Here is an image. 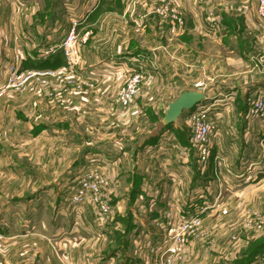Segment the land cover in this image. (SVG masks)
Here are the masks:
<instances>
[{"label":"crops","instance_id":"crops-1","mask_svg":"<svg viewBox=\"0 0 264 264\" xmlns=\"http://www.w3.org/2000/svg\"><path fill=\"white\" fill-rule=\"evenodd\" d=\"M127 1L0 0V72L3 70L2 65L12 58L11 54H2L3 45L7 51L10 45L17 42L24 45V55L19 56V67L25 70L26 62L37 63L43 60L39 58L41 56H37L41 46L58 45L75 21L80 49L78 56L81 61L80 63L78 60L80 69L77 74L96 86L94 90L82 85L83 90L86 89L83 99L73 97L61 101L57 97L62 92L57 91L49 100L44 101V90H40V96L12 93L0 96V126H4V129H0V141L8 140L12 135L23 141L19 144V155L23 157V161L35 163L34 172L42 173L45 170L48 173L67 174L78 171L83 165L96 166L107 172L115 194V185L119 186L118 176L124 171L121 170L124 168V159L130 153L129 149H124L121 137L112 138L114 133L120 134L130 125L122 129L116 123L117 108L122 110L116 99L117 90L129 70L142 67L152 72L154 78L143 84L144 90L130 106V116L126 122L136 121L140 113L144 115L142 108L146 106L163 107L166 111L168 103L180 92L202 90L197 82L202 81L204 71H214L216 76L225 74L234 79L246 78L244 88L261 86L259 79L264 77V20L257 16L256 6L248 3L249 0H200L202 4L210 2L200 9L192 5L193 0H186L184 3L181 0H170L172 6L183 15L182 26H178L170 16L165 17L166 20L156 17L158 14L153 8L164 0H131L133 5H127ZM203 10L204 13L213 14L206 24L198 16ZM239 15L242 16L240 26L230 27L225 23L226 19L240 18L237 17ZM204 41L210 42L209 48L202 47ZM239 44H243V48ZM224 50L226 54L222 53ZM54 52L62 54L60 49ZM239 66L243 68L240 76H236ZM120 71L122 72L119 73ZM237 81L233 82L238 83ZM257 81L258 84L254 83ZM161 91L172 96L165 100L160 97ZM204 94L206 97L205 92ZM17 99V107L23 117H20V112L16 114L13 109L10 111L12 106L16 107L12 101L16 102ZM80 110L87 114L81 115ZM45 113L48 115H44ZM82 116H89L88 120H83ZM32 118L35 120L32 121ZM48 118L50 121L46 122ZM27 124L35 126L34 132H27ZM81 124L86 126L85 129L90 128L85 131L81 145H76L75 136ZM14 126H18V132H12ZM171 126L167 130L166 139H175L171 145L183 154L184 146L177 139L178 126L176 127L175 122ZM152 142L153 137H149L147 141H140L138 147H151ZM43 149L47 151L45 158H50L49 164L46 162L44 165L38 160L43 156ZM139 152L136 154L138 159L142 156ZM5 153L8 157L13 156L9 152ZM5 153L0 149V157ZM149 157H154V154ZM4 163L0 158V174L17 172L14 165ZM140 165L141 163L138 166L133 164V168H128L127 172L135 177L139 175L143 181L148 177L147 168L152 173V167L148 162ZM172 169L178 171L175 167ZM18 170L23 173L31 172L25 168ZM113 179L118 181L114 183ZM180 179L181 177L175 178L174 184ZM12 183L0 178V264H58L55 252L61 250L64 237H68L65 240L69 243L68 252L81 256L86 253L85 247L88 244L83 246L77 243L79 234L76 229H72V221L66 232L64 226L60 227L57 222L58 215L41 217V213L27 210L28 205L33 202L36 204L42 196V182H22L18 191L13 189ZM50 183L53 184L52 180ZM123 196H117V203ZM87 204L89 203L85 205ZM83 216V222H89L85 213ZM73 227L80 226L76 227L75 224ZM99 235L101 233L97 234L98 237ZM44 252H47L50 262L42 261ZM30 254L33 256L30 257ZM81 256L77 258V255H73L70 264H85ZM95 260L93 258L88 264H95Z\"/></svg>","mask_w":264,"mask_h":264},{"label":"rangeland","instance_id":"rangeland-1","mask_svg":"<svg viewBox=\"0 0 264 264\" xmlns=\"http://www.w3.org/2000/svg\"><path fill=\"white\" fill-rule=\"evenodd\" d=\"M181 1L184 3L186 0ZM249 2L256 6V0ZM125 3L134 4L131 0ZM205 4L210 2L202 4L200 0L192 1V5L199 9ZM204 12L203 10L198 16L206 24L210 22L209 17L213 14ZM257 16L259 17L258 13ZM156 17L166 20L159 15ZM237 17L240 18L226 19L225 23L230 27L231 25L238 27L242 24V16ZM57 33L59 35V31ZM74 34L79 52L75 29ZM209 45L210 42H202L204 49H207V46L209 48ZM225 45L227 46V43ZM41 47L48 48V46ZM239 47L243 48V44H239ZM39 49L37 56H41L39 58L43 60L37 63L26 62L25 70H55L65 65V56L60 52H51L53 56L50 55L51 53L42 56ZM23 50L24 45L19 42L10 45L8 51L5 45L2 46V54L7 53L11 56L15 54L23 56ZM222 53L226 54V50ZM78 60L80 61V56L75 67L67 68L62 81L49 76L45 82L38 84V89L33 93L12 94L40 96V90H44L43 98L47 101L60 91L62 94L57 97L58 100L63 101L73 97L83 99V92L86 89L83 90L82 85L88 89H94L96 86L77 74L80 69ZM242 68L243 66H239L236 76H240ZM139 69L151 74L150 80L154 78L152 72L142 67ZM133 71H127L118 90ZM245 79L229 78L225 74L216 76L214 71L206 73L204 71L202 81L197 83L206 93V101L198 104V109H195V106L183 111L175 121L176 127L178 126L177 139L184 146V149H181L183 154L177 147L171 145L175 139H166L169 128L162 130L161 116L165 112L163 107L146 106L142 108L144 115L140 113L136 121L126 122L130 116V106L144 90L143 84L136 98L127 108L120 107L122 110L117 108V125L122 129L130 125L126 130L124 129V132L114 133L112 138L121 137L124 149H129L130 153L124 159V168L121 169L124 171L118 176L121 181L119 180V186L115 185V194L110 199L111 212L106 217L95 214L90 203L83 206L80 214L79 210L75 212L71 205L68 207L66 205L69 200L68 191L76 184L79 170L67 174L48 173L45 170L42 173L34 172L35 163L23 161V157L19 155L21 152L19 144L23 141H19L13 135L6 141L4 139L0 141V149L13 156L8 157L5 153L0 158L5 162L4 164L14 165L17 172L9 175L0 174V178L12 181L13 189L16 191L19 190V185L22 186V182H42V196L36 204L33 202L32 205H28L27 210L36 214L41 213V217L58 215L57 222L60 227L64 226L66 232L68 224L72 221V229H76L79 234L77 243L83 246L88 244L85 247L86 253L81 256L68 252L69 243L65 241L68 237H64V245L59 252H55L58 259L54 258L58 264H70L73 255H77V258L81 256L85 264L93 258H96L95 264H145V262L159 264L162 261L161 252L165 249L164 241L168 239L165 235L169 229L179 232L183 237L179 250L172 254L171 264H264V77L259 79L261 84L259 88L252 86L244 88ZM234 80H238V83H234ZM254 83L258 84V81ZM171 96L172 94L168 92H160V97L165 100H169ZM18 100L12 101L16 107L12 106L10 111L13 109L16 114L20 112V117H23V113L17 107ZM201 108L206 110L213 124L206 145L207 153L204 154H201L191 142L194 131L193 113L199 112ZM33 111L32 109V113ZM80 113L87 114L83 110H80ZM12 115L14 116V113ZM88 117L81 118L88 120ZM33 120L35 118H32ZM49 121L50 118L46 120ZM34 127L33 124H27V132H34ZM85 127L84 124L79 126L80 129L75 136L76 145H81L85 131L90 128L85 129ZM0 129H4V126H0ZM12 129V132L19 130L18 126ZM151 136L153 137L151 147H142V145L138 147L140 141H147V138H152ZM138 152L142 155L139 159L136 156ZM46 153L47 151L43 149V156L38 158L44 165L46 162L49 164L50 161L48 156L45 158ZM152 154H154L153 160L149 157ZM147 162L152 167V173L148 167V177L145 180L142 181L139 175L135 177L131 172H127L128 168H133V164L138 166L141 163L142 166ZM140 166L139 170H141ZM172 167L178 171L173 170ZM24 168L31 172H19L18 169ZM117 175L116 173L115 177ZM178 177L181 179L174 184V179ZM51 180L53 184L50 183ZM113 181L116 183L118 180L113 179ZM119 194L124 196L117 203ZM84 213L89 222H83ZM75 224L76 227L77 225L80 227L74 228ZM98 233H101L100 237L97 236ZM45 238L44 236L43 239ZM168 241L173 242V239L169 238ZM49 242L51 243L50 240ZM151 247L154 248L153 252L149 250ZM44 254L42 261L50 262L49 256L48 259L46 256L47 252ZM31 256L33 254H30Z\"/></svg>","mask_w":264,"mask_h":264},{"label":"built area","instance_id":"built-area-1","mask_svg":"<svg viewBox=\"0 0 264 264\" xmlns=\"http://www.w3.org/2000/svg\"><path fill=\"white\" fill-rule=\"evenodd\" d=\"M256 7L259 17L264 20V0H256ZM153 11L161 18L170 16L178 26H182L184 23L182 13L172 6L170 0H164L160 5L153 8ZM76 24L75 21L71 23L69 30L61 38L58 45L39 49L42 56L60 49L63 56H65L64 66L55 70H21L19 55H12V58L2 65L0 95L6 93H33L38 89V84L45 82L49 76L62 81L67 68L75 67L77 64L78 51L74 34ZM139 68L129 75L125 84L118 90L117 102L122 109L127 108L132 103L142 84L152 78L151 74H146L144 73L146 71ZM198 108L197 105L195 109ZM208 115L206 110L201 108L199 112H194L192 117L194 131L191 135V142L199 149L201 154L207 153L206 145L213 129V124ZM79 172L76 184L71 186L68 191L69 200L66 205L68 207L71 205L75 212L79 210L80 214L83 211V206L90 203L95 214L100 217L108 216L111 212L110 199L113 194V184L107 172L96 166L87 165L80 167ZM166 233L165 236L168 239L164 241L163 247L165 249L161 252L162 261L159 264H171L172 254L179 250V246L183 242V237L179 232L169 229ZM169 238L173 239V242L168 241ZM149 250L153 252L154 248L151 247ZM145 264H149V262H145Z\"/></svg>","mask_w":264,"mask_h":264},{"label":"water","instance_id":"water-1","mask_svg":"<svg viewBox=\"0 0 264 264\" xmlns=\"http://www.w3.org/2000/svg\"><path fill=\"white\" fill-rule=\"evenodd\" d=\"M206 100L202 90L191 89L185 90L168 103L167 109L161 118L165 126L172 125L182 114L183 111L189 110Z\"/></svg>","mask_w":264,"mask_h":264},{"label":"trees","instance_id":"trees-1","mask_svg":"<svg viewBox=\"0 0 264 264\" xmlns=\"http://www.w3.org/2000/svg\"><path fill=\"white\" fill-rule=\"evenodd\" d=\"M52 56H53V55H52ZM161 123H162V121H161ZM161 126L163 127L162 129L164 130V129H166V128H169L171 125L165 126V125L162 124Z\"/></svg>","mask_w":264,"mask_h":264}]
</instances>
